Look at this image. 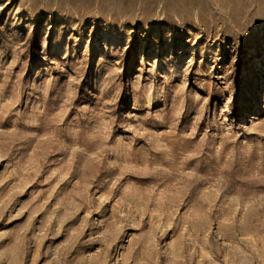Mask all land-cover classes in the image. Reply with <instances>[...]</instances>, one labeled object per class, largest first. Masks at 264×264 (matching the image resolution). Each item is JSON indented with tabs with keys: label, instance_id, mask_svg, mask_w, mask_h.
<instances>
[{
	"label": "rangeland",
	"instance_id": "rangeland-1",
	"mask_svg": "<svg viewBox=\"0 0 264 264\" xmlns=\"http://www.w3.org/2000/svg\"><path fill=\"white\" fill-rule=\"evenodd\" d=\"M0 264H264V0H0Z\"/></svg>",
	"mask_w": 264,
	"mask_h": 264
}]
</instances>
